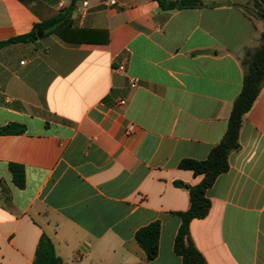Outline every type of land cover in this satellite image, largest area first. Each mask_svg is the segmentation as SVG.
<instances>
[{
	"label": "crops",
	"instance_id": "1",
	"mask_svg": "<svg viewBox=\"0 0 264 264\" xmlns=\"http://www.w3.org/2000/svg\"><path fill=\"white\" fill-rule=\"evenodd\" d=\"M83 1L0 0V41L60 12L70 21L55 26L60 35L38 31L0 49V127H24L0 135V264H34L43 236L63 264H181L179 213L201 177L179 164L205 159L222 139L264 33L255 13L264 0L174 10ZM10 164L23 167L21 189ZM228 165L191 238L207 264H264V88ZM155 222L158 254L148 261L135 234Z\"/></svg>",
	"mask_w": 264,
	"mask_h": 264
},
{
	"label": "trees",
	"instance_id": "2",
	"mask_svg": "<svg viewBox=\"0 0 264 264\" xmlns=\"http://www.w3.org/2000/svg\"><path fill=\"white\" fill-rule=\"evenodd\" d=\"M157 2L165 10L191 9L204 6L201 0H176L174 2L157 0ZM255 13H257L258 17L264 19V9L257 8ZM69 22L66 14L57 13L54 18L35 25L27 34L0 41V49L13 44L34 42L37 40L38 31L54 32L60 35L55 26L67 25ZM61 37L64 40H68L62 35ZM244 65L246 71L242 88L233 102L222 139L211 149L205 159H185L179 164L181 169L189 170L194 176L201 177V181L198 184L187 187L189 208L187 211L179 213L181 223L174 242V252L181 257V264H207L191 238L190 223L195 219H203L208 215L211 204L206 197V192L213 186L219 175L228 171V156L231 152L239 149V133L243 118L251 110L264 88V33L259 37V46L248 54ZM23 132L24 127L18 124H8L5 127H0V135L22 134ZM8 169L14 185L17 188H23L25 183L23 167L10 164ZM159 231L160 224L155 222L139 229L135 234V240L144 251L148 261L157 257ZM34 264H63L61 259L55 254L53 244L46 236H43L38 243Z\"/></svg>",
	"mask_w": 264,
	"mask_h": 264
},
{
	"label": "built area",
	"instance_id": "3",
	"mask_svg": "<svg viewBox=\"0 0 264 264\" xmlns=\"http://www.w3.org/2000/svg\"><path fill=\"white\" fill-rule=\"evenodd\" d=\"M118 2L119 0H104V4L106 5V7L108 8H113V7H116L118 5ZM59 6H62L61 4ZM88 7V3L86 0H84L82 2V8L83 9H87ZM120 69L122 70L123 67H120ZM129 85L130 87L134 88L138 85V79H135V78H132L130 81H129ZM126 104L125 100L121 99L118 101V106L120 107H123L124 105ZM134 131V126L133 125H130L127 127L125 133L127 135L131 134L132 132Z\"/></svg>",
	"mask_w": 264,
	"mask_h": 264
},
{
	"label": "water",
	"instance_id": "4",
	"mask_svg": "<svg viewBox=\"0 0 264 264\" xmlns=\"http://www.w3.org/2000/svg\"><path fill=\"white\" fill-rule=\"evenodd\" d=\"M37 34H38V37H40V36H39V33H37Z\"/></svg>",
	"mask_w": 264,
	"mask_h": 264
}]
</instances>
